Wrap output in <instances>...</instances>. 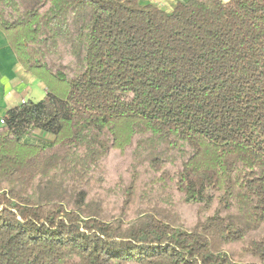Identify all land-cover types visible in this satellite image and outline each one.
I'll list each match as a JSON object with an SVG mask.
<instances>
[{
  "label": "trees",
  "instance_id": "obj_1",
  "mask_svg": "<svg viewBox=\"0 0 264 264\" xmlns=\"http://www.w3.org/2000/svg\"><path fill=\"white\" fill-rule=\"evenodd\" d=\"M0 29L48 89L0 127V264H264V0H0Z\"/></svg>",
  "mask_w": 264,
  "mask_h": 264
},
{
  "label": "crops",
  "instance_id": "obj_2",
  "mask_svg": "<svg viewBox=\"0 0 264 264\" xmlns=\"http://www.w3.org/2000/svg\"><path fill=\"white\" fill-rule=\"evenodd\" d=\"M172 10L178 0H139ZM227 3L230 0H222ZM48 95V89L37 77L27 72L11 48L7 36L0 29V127L7 112L22 104L39 103Z\"/></svg>",
  "mask_w": 264,
  "mask_h": 264
},
{
  "label": "rangeland",
  "instance_id": "obj_3",
  "mask_svg": "<svg viewBox=\"0 0 264 264\" xmlns=\"http://www.w3.org/2000/svg\"><path fill=\"white\" fill-rule=\"evenodd\" d=\"M38 138H40V140H43V141H50V140H52V137L46 136V135L42 136V134H36L34 136V138H32V139H38Z\"/></svg>",
  "mask_w": 264,
  "mask_h": 264
},
{
  "label": "built area",
  "instance_id": "obj_4",
  "mask_svg": "<svg viewBox=\"0 0 264 264\" xmlns=\"http://www.w3.org/2000/svg\"><path fill=\"white\" fill-rule=\"evenodd\" d=\"M2 124H4V121L2 122Z\"/></svg>",
  "mask_w": 264,
  "mask_h": 264
}]
</instances>
